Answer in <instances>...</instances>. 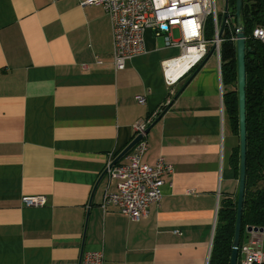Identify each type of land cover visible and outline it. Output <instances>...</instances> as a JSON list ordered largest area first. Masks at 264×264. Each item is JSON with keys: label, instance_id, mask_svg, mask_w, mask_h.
<instances>
[{"label": "crops", "instance_id": "obj_1", "mask_svg": "<svg viewBox=\"0 0 264 264\" xmlns=\"http://www.w3.org/2000/svg\"><path fill=\"white\" fill-rule=\"evenodd\" d=\"M85 1L0 0V264H79L82 249H103L105 264H210L240 179L221 58L210 50L169 86L162 63L181 50L147 30V52L118 70L111 19ZM150 116L144 162L164 158L173 172L135 221L101 207L116 180L93 189ZM34 196L48 203L23 205Z\"/></svg>", "mask_w": 264, "mask_h": 264}, {"label": "built area", "instance_id": "obj_2", "mask_svg": "<svg viewBox=\"0 0 264 264\" xmlns=\"http://www.w3.org/2000/svg\"><path fill=\"white\" fill-rule=\"evenodd\" d=\"M218 0H87L84 5H101L111 19L114 40V64L122 70L127 63L146 51L145 32L153 31L155 37H162L167 48L181 50L178 57L163 61L164 75L169 86L174 85L184 75L197 67L208 55L211 48L221 58V41L217 40L220 20ZM212 18L216 29L213 42L205 38L208 20ZM230 24V19L227 21ZM237 28V27H236ZM180 32V39H174V32ZM252 38L264 46V25L254 28ZM247 40V37H246ZM236 43V34L232 37ZM190 59L191 64L179 72L180 62ZM181 73V74H179ZM139 103L145 97L138 96ZM153 118L149 117L134 125V139H142L129 155V164L108 166L109 181L116 180V191L106 190L101 207L106 211L115 208L130 219L138 221L147 215L152 204H160L163 199L164 177L173 172V166L164 158L155 165L144 162L149 149L148 129ZM111 164V163H110ZM109 164V165H110ZM48 203L45 196L25 197L23 205L43 207ZM250 243L241 248L243 257L238 264H264V232H253ZM81 264H105L104 250L88 251L83 254Z\"/></svg>", "mask_w": 264, "mask_h": 264}, {"label": "trees", "instance_id": "obj_3", "mask_svg": "<svg viewBox=\"0 0 264 264\" xmlns=\"http://www.w3.org/2000/svg\"><path fill=\"white\" fill-rule=\"evenodd\" d=\"M236 11L237 0H228V13L232 18L230 24H226L221 38V71L223 85L227 88L224 94L225 105L234 133L240 139L237 49L232 41V37L237 33ZM243 22L247 47L255 51V54L252 55L250 52L246 54L247 171L239 254L245 242L247 228H264V46L252 38L254 28L264 25V0H244ZM205 38L211 42L216 38L212 18L208 20ZM161 115L163 112L158 117ZM240 152L239 145L231 157V165L239 178ZM237 208L238 197L236 199L226 197L222 200L210 264H230Z\"/></svg>", "mask_w": 264, "mask_h": 264}, {"label": "water", "instance_id": "obj_4", "mask_svg": "<svg viewBox=\"0 0 264 264\" xmlns=\"http://www.w3.org/2000/svg\"><path fill=\"white\" fill-rule=\"evenodd\" d=\"M243 7L244 0H237V11H236V19H237V41H236V49H237V62H238V92H239V116H240V179H239V193H238V208H237V219H236V228H235V238L233 242V249L231 255L230 264H238L239 262V251L241 244V232H242V217H243V209H244V201H245V189H246V171H247V128H246V86H247V70H246V54L250 52L252 55L255 54V51H252L247 47L246 44V29L243 22ZM231 15L228 13V0H225V13L223 22L221 24L219 33L217 35V40L221 41L225 26L227 21L231 19ZM216 46L211 49L210 55L215 51ZM162 116V115H161ZM158 117L156 121L160 118ZM150 129V128H149ZM149 129L147 132H149ZM142 139L141 136L136 137L132 140L127 147L114 159V161L109 165V167H113L118 165V163L127 157L128 154L134 149V147L140 142ZM108 173L107 169L102 173L100 178L95 184L93 189V194L97 190L98 186L104 179V177ZM93 198V196H92ZM92 198L90 201V206L92 205ZM247 232H264V228L259 227H248ZM85 241V239H84ZM84 254V249H82L80 262H82V257Z\"/></svg>", "mask_w": 264, "mask_h": 264}, {"label": "rangeland", "instance_id": "obj_5", "mask_svg": "<svg viewBox=\"0 0 264 264\" xmlns=\"http://www.w3.org/2000/svg\"><path fill=\"white\" fill-rule=\"evenodd\" d=\"M217 8H218V13L220 15L219 18H220V25H221L223 22L224 13H225V0H218ZM174 39L176 40L180 39V32L178 30L174 32ZM263 249H264V245H263Z\"/></svg>", "mask_w": 264, "mask_h": 264}, {"label": "bare ground", "instance_id": "obj_6", "mask_svg": "<svg viewBox=\"0 0 264 264\" xmlns=\"http://www.w3.org/2000/svg\"><path fill=\"white\" fill-rule=\"evenodd\" d=\"M191 64V60L190 59H185V60H182L180 62V65L178 67V70L179 72H183L187 67H189V65ZM181 74V73H179Z\"/></svg>", "mask_w": 264, "mask_h": 264}]
</instances>
